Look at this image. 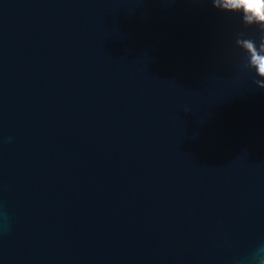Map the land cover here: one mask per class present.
<instances>
[{"label":"water","instance_id":"1","mask_svg":"<svg viewBox=\"0 0 264 264\" xmlns=\"http://www.w3.org/2000/svg\"><path fill=\"white\" fill-rule=\"evenodd\" d=\"M211 0H0V264H264V90Z\"/></svg>","mask_w":264,"mask_h":264},{"label":"clouds","instance_id":"2","mask_svg":"<svg viewBox=\"0 0 264 264\" xmlns=\"http://www.w3.org/2000/svg\"><path fill=\"white\" fill-rule=\"evenodd\" d=\"M211 3L218 11L240 13L246 27H258L259 42L241 33L236 45L245 54L242 69L254 73L256 79L253 82L264 90V0H211Z\"/></svg>","mask_w":264,"mask_h":264}]
</instances>
